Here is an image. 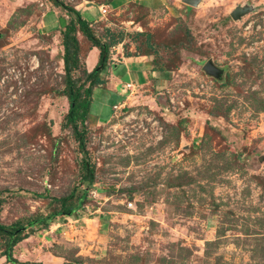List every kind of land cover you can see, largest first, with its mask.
Instances as JSON below:
<instances>
[{
    "label": "rangeland",
    "instance_id": "obj_1",
    "mask_svg": "<svg viewBox=\"0 0 264 264\" xmlns=\"http://www.w3.org/2000/svg\"><path fill=\"white\" fill-rule=\"evenodd\" d=\"M64 1L105 6L99 36L112 28L174 42L187 29L197 51H181L167 79H153L152 56L137 77L119 72L121 90L128 81L141 86L114 110L111 71L122 70L125 50L111 49L89 126L102 192L91 190L83 216L28 230L15 256L33 264H264V0H203L198 8L182 0ZM240 6L252 9L235 21ZM66 16L49 0H0V192L13 194L3 193L5 225L48 214L50 199L40 194L61 197L79 178L82 155L62 130L69 103L58 93ZM98 52L82 54L76 76L97 67ZM208 60L225 69L221 81L203 71Z\"/></svg>",
    "mask_w": 264,
    "mask_h": 264
},
{
    "label": "trees",
    "instance_id": "obj_2",
    "mask_svg": "<svg viewBox=\"0 0 264 264\" xmlns=\"http://www.w3.org/2000/svg\"><path fill=\"white\" fill-rule=\"evenodd\" d=\"M49 1L54 6L64 9L68 17L59 29L63 47L62 59L65 74L62 82L63 88L58 93L66 97L69 103V109L64 117L62 130L70 131L77 143V151L82 155L81 160L78 162L79 178L74 182L70 191L61 197H50L48 190L44 194H40V197L50 199L49 204L53 209L48 214L39 213L20 219L10 225L0 222V258H5L7 264H33L23 262L15 256L20 244L29 237L27 231L34 228L37 231H48L51 226L61 222L65 217L83 216V211L90 201L91 190L95 189L97 192H102V189L95 181L96 167L91 162L88 145L91 132L90 127L93 125L90 123V119L94 91L99 86L106 85V79L103 77V74L108 70L111 49L122 45L125 50L124 55L127 58L152 56L154 60L151 73L155 81L158 79L157 77L167 79L170 76L172 68L177 67V63L181 59V51H197L187 29L182 30V37L179 36L174 42L171 38L158 40L156 34L148 31L127 33L112 28H104L102 36H99L94 28L97 24L85 20L82 13L74 6L67 4L64 0ZM111 4L112 2L108 3L109 6ZM80 35L89 42L87 49L83 50ZM128 38H130V42L127 44L125 41ZM129 45H133L134 50ZM94 48L100 51L99 64L93 71L89 72L86 69L81 76H76L75 73L81 69L82 54L84 55L85 52L88 54ZM161 51L165 55H161ZM135 82L138 83V81ZM43 129H46L45 131H48L49 137L53 139L49 129L42 128V132ZM53 140L56 147L57 141ZM5 192H9L8 195H13L9 189L0 192V217L8 201V198L3 196ZM66 264L73 263L67 262Z\"/></svg>",
    "mask_w": 264,
    "mask_h": 264
},
{
    "label": "crops",
    "instance_id": "obj_3",
    "mask_svg": "<svg viewBox=\"0 0 264 264\" xmlns=\"http://www.w3.org/2000/svg\"><path fill=\"white\" fill-rule=\"evenodd\" d=\"M84 6V4H81V6H79V7H76V9L78 10V11H80L81 13H82V15H83V17H84V19L85 20H87V21H89V22H91V23H94V24H97L98 23V20H99V18L101 17V13H99L100 12V10H99V7L100 6H95V5H90V6H86L85 8H82ZM82 8V9H81ZM95 8H97L98 9V13H99V16L97 17V18H92V17H90V18H87L86 16H87V14L88 13H90L91 12V10H94ZM66 19L68 18L67 16L65 17ZM64 20L65 19H61L60 20V23L62 24V23H64ZM61 26V25H60ZM120 46V45H119ZM118 46V47H119ZM121 47V46H120ZM123 47V46H122ZM121 47V48H122ZM97 50V48H94V49H92L89 53H88V55H87V57L89 56V54L91 53V52H93V51H96ZM99 54H100V52H98ZM119 53V52H118ZM87 57L85 58V60H84V62L87 60ZM146 59H148V57H129V58H127V57H125V55L123 54V59H122V64L124 65L123 67H122V70L120 71L119 69L117 70V68L115 69V66H114V69H113V71H111L112 72V82L110 83V82H107V84L108 83H110L109 85H114V91H115V94H116V96H118V99L120 100V101H123L125 98H126V96L128 95V89H127V87H126V85L128 84V83H133V84H135L134 82L135 81H128L127 82V84L125 85V89H122L121 90V88H119V86H118V78H119V76H121V75H119V72L120 73H128L129 75H131V76H136L137 77V75H138V73L137 72H141L142 71V69H143V67H145L143 64H141V65H139V63H141V62H143V61H145ZM85 64H86V62H85ZM86 69H87V66H86ZM88 70V69H87ZM146 70V69H145ZM89 71V70H88ZM147 71V70H146ZM90 72V71H89ZM113 72H115L116 73V75L118 76V77H116V76H114V74H113ZM108 79L109 78H106V80L108 81ZM137 86H139V85H137ZM141 86V85H140ZM121 90V91H120Z\"/></svg>",
    "mask_w": 264,
    "mask_h": 264
},
{
    "label": "water",
    "instance_id": "obj_4",
    "mask_svg": "<svg viewBox=\"0 0 264 264\" xmlns=\"http://www.w3.org/2000/svg\"><path fill=\"white\" fill-rule=\"evenodd\" d=\"M183 3L191 8H198L203 0H182ZM251 7H237L231 12L233 20H239L243 16L247 15L251 11ZM1 37V33H0ZM203 71L207 76L214 78L217 81H221L224 78L225 69L217 66L212 60H208L204 66Z\"/></svg>",
    "mask_w": 264,
    "mask_h": 264
},
{
    "label": "built area",
    "instance_id": "obj_5",
    "mask_svg": "<svg viewBox=\"0 0 264 264\" xmlns=\"http://www.w3.org/2000/svg\"><path fill=\"white\" fill-rule=\"evenodd\" d=\"M99 10H100V13H101L102 15H104V16H105V14L108 13V9H107L105 6H100V7H99ZM126 87H127V89H128V92H129L128 95L126 96V98H125L123 101H120L119 103H117L116 105L113 106V109H114V110H116V109H125V107H126V105H127V103H124L125 100H126L128 97H130L131 94H133V93H132L133 89H134V91H135L136 88H137V87H140V86H137L136 84H133V83H128V84L126 85ZM122 111H123V110H122Z\"/></svg>",
    "mask_w": 264,
    "mask_h": 264
}]
</instances>
